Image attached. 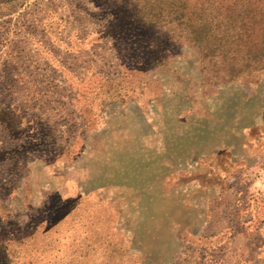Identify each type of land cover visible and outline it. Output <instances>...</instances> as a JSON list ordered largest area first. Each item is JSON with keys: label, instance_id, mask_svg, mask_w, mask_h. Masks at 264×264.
I'll use <instances>...</instances> for the list:
<instances>
[{"label": "rangeland", "instance_id": "1", "mask_svg": "<svg viewBox=\"0 0 264 264\" xmlns=\"http://www.w3.org/2000/svg\"><path fill=\"white\" fill-rule=\"evenodd\" d=\"M143 1L0 0V264H264V62Z\"/></svg>", "mask_w": 264, "mask_h": 264}, {"label": "trees", "instance_id": "2", "mask_svg": "<svg viewBox=\"0 0 264 264\" xmlns=\"http://www.w3.org/2000/svg\"><path fill=\"white\" fill-rule=\"evenodd\" d=\"M220 10L212 1L144 0L136 17L147 30L161 35L170 26L188 31L192 40L202 44L204 57L241 55L257 65L263 63L264 0H237L227 15Z\"/></svg>", "mask_w": 264, "mask_h": 264}]
</instances>
